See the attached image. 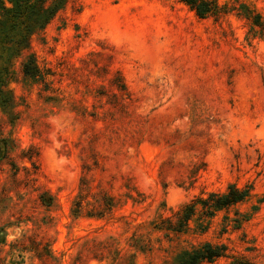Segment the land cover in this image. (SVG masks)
Wrapping results in <instances>:
<instances>
[{"label":"rangeland","instance_id":"obj_1","mask_svg":"<svg viewBox=\"0 0 264 264\" xmlns=\"http://www.w3.org/2000/svg\"><path fill=\"white\" fill-rule=\"evenodd\" d=\"M69 0L12 63L0 109V264H264V0ZM33 53L45 83L25 80ZM122 82L127 89L123 90ZM252 197L165 233L199 195ZM258 209L254 210V206Z\"/></svg>","mask_w":264,"mask_h":264},{"label":"trees","instance_id":"obj_2","mask_svg":"<svg viewBox=\"0 0 264 264\" xmlns=\"http://www.w3.org/2000/svg\"><path fill=\"white\" fill-rule=\"evenodd\" d=\"M69 0H0V109L6 112L12 110L15 97L8 89L9 82L14 77L12 63L28 51L31 38L40 33L56 14L65 7ZM188 5L200 18L216 16L225 10L226 4L218 0H179ZM241 9L258 28L259 36L264 38V22L259 14H254L250 7L242 3ZM38 64L33 53H27L21 73L25 80L46 82L47 71ZM12 69V70H11ZM123 90L127 89L122 82ZM253 186H239L230 183L226 191H213L207 195H199L179 210L174 217L162 220L164 232L180 233L190 228L197 217V225L204 228V222L209 221L218 211L228 210L233 206L246 202L252 197ZM264 201V196L259 202ZM255 205L254 210L258 209ZM228 246L224 243L203 242L199 246L181 250L175 264H213L221 257H227Z\"/></svg>","mask_w":264,"mask_h":264}]
</instances>
